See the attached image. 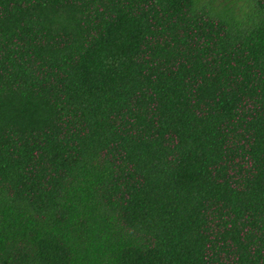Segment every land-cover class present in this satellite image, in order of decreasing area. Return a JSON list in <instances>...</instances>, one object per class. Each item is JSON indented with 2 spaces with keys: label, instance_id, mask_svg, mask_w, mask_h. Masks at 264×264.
Listing matches in <instances>:
<instances>
[{
  "label": "trees",
  "instance_id": "trees-1",
  "mask_svg": "<svg viewBox=\"0 0 264 264\" xmlns=\"http://www.w3.org/2000/svg\"><path fill=\"white\" fill-rule=\"evenodd\" d=\"M0 264H264V0H0Z\"/></svg>",
  "mask_w": 264,
  "mask_h": 264
}]
</instances>
